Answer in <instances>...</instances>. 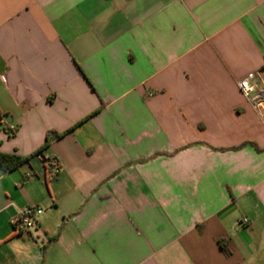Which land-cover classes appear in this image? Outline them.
I'll list each match as a JSON object with an SVG mask.
<instances>
[{
    "label": "crops",
    "instance_id": "0c3cea01",
    "mask_svg": "<svg viewBox=\"0 0 264 264\" xmlns=\"http://www.w3.org/2000/svg\"><path fill=\"white\" fill-rule=\"evenodd\" d=\"M251 73L264 0H0V264H264Z\"/></svg>",
    "mask_w": 264,
    "mask_h": 264
},
{
    "label": "built area",
    "instance_id": "2783aa9c",
    "mask_svg": "<svg viewBox=\"0 0 264 264\" xmlns=\"http://www.w3.org/2000/svg\"><path fill=\"white\" fill-rule=\"evenodd\" d=\"M238 87L243 96L253 105V107L264 115V86L258 83L257 75L251 73L247 75L242 81L239 82ZM2 120L0 119V123ZM45 164L48 166L49 174L52 178L58 176L61 171L60 163L55 158L44 159ZM43 213L39 207L28 206L23 208L17 217L13 220V228L19 237H30L31 232L37 228V217ZM243 225H248L249 222L243 219Z\"/></svg>",
    "mask_w": 264,
    "mask_h": 264
},
{
    "label": "trees",
    "instance_id": "16d2710c",
    "mask_svg": "<svg viewBox=\"0 0 264 264\" xmlns=\"http://www.w3.org/2000/svg\"><path fill=\"white\" fill-rule=\"evenodd\" d=\"M14 133L8 131V137L12 138L14 137ZM50 142V137L47 136L46 139V145H48ZM41 152L39 151L36 153L37 156H40ZM26 159L19 157L17 155H6L0 153V168L3 170V172H11L18 168ZM220 249L222 250L223 254L225 256L230 255V250L228 248V242L227 241H221L219 242Z\"/></svg>",
    "mask_w": 264,
    "mask_h": 264
}]
</instances>
